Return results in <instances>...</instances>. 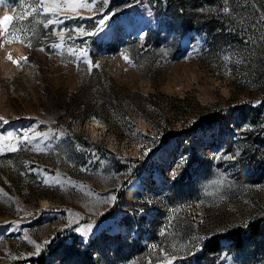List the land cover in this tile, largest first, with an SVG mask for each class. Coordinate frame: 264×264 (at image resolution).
I'll return each mask as SVG.
<instances>
[{"label":"rangeland","instance_id":"obj_1","mask_svg":"<svg viewBox=\"0 0 264 264\" xmlns=\"http://www.w3.org/2000/svg\"><path fill=\"white\" fill-rule=\"evenodd\" d=\"M37 3L0 0V17H15L0 45V264L36 256L29 241L52 239L50 249H89L98 264L171 255L173 264H264V222L258 237L246 225L264 216V0H200L197 12L214 11L211 32L196 22L179 29L156 0H98L80 16L67 12L74 18L41 9L21 21ZM49 19L60 23L44 27ZM17 43L25 53L10 48ZM25 133L31 142L18 143ZM86 224L82 238L74 229ZM236 226L243 248L223 239L221 252L203 253L210 235ZM133 238L142 246L116 261Z\"/></svg>","mask_w":264,"mask_h":264},{"label":"trees","instance_id":"obj_2","mask_svg":"<svg viewBox=\"0 0 264 264\" xmlns=\"http://www.w3.org/2000/svg\"><path fill=\"white\" fill-rule=\"evenodd\" d=\"M199 1L200 0H166L164 2L162 0H156V3L157 6L162 4L165 5L167 17H169L173 21L178 18V22L181 24V26H179V29L188 30L194 28L196 22V23H200L207 31L211 32L216 27V22L214 20L215 19L214 11L212 9H207V11L204 12V14H201V12H197L198 10L196 6L199 4ZM205 1L212 2V0H205ZM157 6H155L154 8V14L156 16L159 15V9H157ZM220 14L222 15L221 12ZM159 39H160V34L156 33L154 36V40L157 41ZM107 46L112 48L113 52L118 51V45L115 42L108 43ZM102 97L106 102L111 101L109 95L104 94ZM215 120H217V116L216 114H212L206 116L202 120L194 122L189 128L196 129L206 123L208 124L213 123ZM256 127L257 125L253 123L252 132L255 131ZM107 153L110 155V157L113 160L116 159V155L113 152L107 151ZM126 159L130 160L129 158ZM263 222H264V216L257 215L252 217L246 223L247 229L251 233V236L258 237L259 235H261ZM242 229L243 228H241V226H236L226 231L218 232L213 235H210L202 244L204 250L203 253L209 256L221 252V250L223 249L222 246L223 239H229L234 243V245H236L237 248H243L245 243V238ZM53 241L54 240L52 239L50 244H48V246L44 250H42V252L39 255L27 257L23 260H20V262H17L16 264H60V263L63 264L64 262H66V264H70L71 259L75 260L76 258H79L78 261L79 264H98V261L96 258H94L91 250L89 249L81 250L80 247H77L75 245L68 246L63 242H58L55 248L50 249ZM126 245L127 247L124 250H120L121 248L116 250V253L114 254V259L116 261L119 259L121 260L123 259L125 261L128 254L127 252L132 250V246H140V247L142 246V244L139 243V238L131 239L130 243H127ZM120 246L122 245L120 244ZM128 246L130 247V249ZM69 249L71 250L70 254H72V256L67 259H61L60 253H62L64 250L68 251Z\"/></svg>","mask_w":264,"mask_h":264},{"label":"snow or ice","instance_id":"obj_3","mask_svg":"<svg viewBox=\"0 0 264 264\" xmlns=\"http://www.w3.org/2000/svg\"><path fill=\"white\" fill-rule=\"evenodd\" d=\"M99 3L103 4L106 7L108 5V0H99ZM225 4L227 5V0H225ZM97 6H98V0H63V6L59 3V0H38V3L34 7L31 8V11H25L24 15L19 17V19L21 21H24V20L28 19L30 16H32L33 14L38 15L40 13L41 9L43 10V12L45 14L61 13V14H64L66 18H74V17L67 16V12H72V13H75L76 16H80L81 13L77 9L84 8V9L92 10V9L96 8ZM99 11L104 12V8L103 7L99 8ZM222 11L225 14H229L231 10L229 7L225 6V7H223ZM93 15H95V12H93ZM114 15L115 14L111 11L106 12L104 14L103 18L98 21L99 27L97 28V31H100L110 19L114 18ZM14 19H15V17L10 16L8 13H5L2 17H0V45H2V43L4 42V38H6V36L8 35L7 26ZM260 21L262 23H264V15L260 16ZM54 22L60 23L59 20L53 21V20L49 19L47 21V24L44 25V27H48V25H51ZM76 31L78 34H82V35H89V36L94 35V33L84 31L81 28H78ZM15 38L20 40L21 43L25 42L24 40L20 39V37H15ZM26 46L31 47V43L30 42L27 43ZM57 47H58V45H57ZM41 50H43V49H41ZM80 55L86 56V53L81 52ZM7 59L12 61L13 64H20L21 61H23L24 63H27L28 58L27 57H21L20 60H14L11 55H8ZM124 59L127 60L128 57L125 56ZM225 59L227 60L229 58L225 57ZM89 64H90V70H91V67L93 65L91 64V62H89ZM96 66H98V65H96ZM256 103L260 104V103H262V101L258 100V101H256ZM0 122L6 123V121H4V119H3V117H0ZM97 123H99V121H97ZM244 127H245V129H249L251 126L245 125ZM9 135H11V134H9ZM36 135H39V133H37ZM60 135L63 136V135H65V133L61 132ZM24 141L31 142V139L27 133H25L23 135L22 139H18V143H22ZM13 150H16V149H13ZM229 158L234 159L235 157H229ZM173 175H175V173H173ZM49 182H50L49 179H47V178L44 179L45 184H48ZM55 182L60 183V181H58V180ZM68 226L69 225H67V224L65 225V227H68ZM92 228H93L92 224H86L83 226L75 227L74 231L76 233H78L83 238V237H87L89 235V233H91ZM163 234H164V232H161V235H163ZM200 239H204V238L201 237ZM29 242L34 245V249H35L32 253H30V255H39L42 252L43 247L48 244V241H43L42 244L36 243L34 241H29ZM161 251H163V250H161ZM177 258L178 257L175 255L169 256L167 261H166V264H173V261H175Z\"/></svg>","mask_w":264,"mask_h":264},{"label":"bare ground","instance_id":"obj_4","mask_svg":"<svg viewBox=\"0 0 264 264\" xmlns=\"http://www.w3.org/2000/svg\"><path fill=\"white\" fill-rule=\"evenodd\" d=\"M10 48L13 49V50L16 51V52H19V53H25V51H26L25 48H24L21 44H19V43L11 45ZM7 49H8V48H7ZM97 121H98V120H96V119H94V120L92 121V127H93V128H95L96 126L101 125V123H100V122L97 123Z\"/></svg>","mask_w":264,"mask_h":264}]
</instances>
